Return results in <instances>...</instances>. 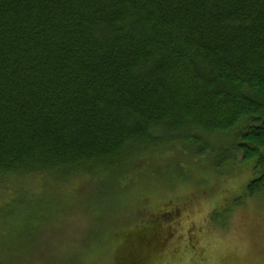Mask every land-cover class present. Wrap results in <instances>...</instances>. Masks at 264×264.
I'll list each match as a JSON object with an SVG mask.
<instances>
[{
    "label": "trees",
    "instance_id": "16d2710c",
    "mask_svg": "<svg viewBox=\"0 0 264 264\" xmlns=\"http://www.w3.org/2000/svg\"><path fill=\"white\" fill-rule=\"evenodd\" d=\"M214 153L254 164L237 205L264 197V0H0V264H34L17 239L40 254L87 183ZM130 199L118 264H165L176 210Z\"/></svg>",
    "mask_w": 264,
    "mask_h": 264
},
{
    "label": "rangeland",
    "instance_id": "374dc122",
    "mask_svg": "<svg viewBox=\"0 0 264 264\" xmlns=\"http://www.w3.org/2000/svg\"><path fill=\"white\" fill-rule=\"evenodd\" d=\"M218 165L215 153L206 159L182 155L135 176L107 198L110 188L94 197L95 183H87L55 229H46L40 254L24 238L17 239L18 248L30 258L34 254V264H118L141 218L133 201L125 204L139 193L153 209L167 204L177 212L164 224L173 232L167 233L165 264H264V197L237 205L257 175L254 164ZM123 230L131 232L126 236Z\"/></svg>",
    "mask_w": 264,
    "mask_h": 264
}]
</instances>
